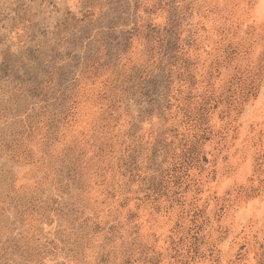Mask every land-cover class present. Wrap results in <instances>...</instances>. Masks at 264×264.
I'll use <instances>...</instances> for the list:
<instances>
[{
  "label": "rangeland",
  "instance_id": "1",
  "mask_svg": "<svg viewBox=\"0 0 264 264\" xmlns=\"http://www.w3.org/2000/svg\"><path fill=\"white\" fill-rule=\"evenodd\" d=\"M261 4L0 0V264H264Z\"/></svg>",
  "mask_w": 264,
  "mask_h": 264
},
{
  "label": "bare ground",
  "instance_id": "2",
  "mask_svg": "<svg viewBox=\"0 0 264 264\" xmlns=\"http://www.w3.org/2000/svg\"><path fill=\"white\" fill-rule=\"evenodd\" d=\"M261 2H262V4H264V0H261ZM262 4H261V5H262ZM263 7H264V6H263ZM256 8H257V7H256ZM259 9H260V8H259Z\"/></svg>",
  "mask_w": 264,
  "mask_h": 264
}]
</instances>
